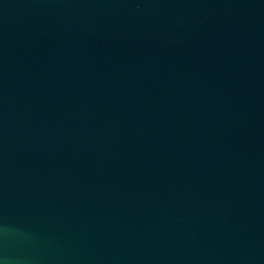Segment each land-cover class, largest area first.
<instances>
[{
  "label": "water",
  "instance_id": "1",
  "mask_svg": "<svg viewBox=\"0 0 264 264\" xmlns=\"http://www.w3.org/2000/svg\"><path fill=\"white\" fill-rule=\"evenodd\" d=\"M0 264H264V0H0Z\"/></svg>",
  "mask_w": 264,
  "mask_h": 264
}]
</instances>
